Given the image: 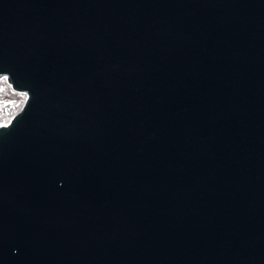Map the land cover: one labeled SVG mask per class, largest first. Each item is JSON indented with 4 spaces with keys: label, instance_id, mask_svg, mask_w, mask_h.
I'll use <instances>...</instances> for the list:
<instances>
[{
    "label": "water",
    "instance_id": "95a60500",
    "mask_svg": "<svg viewBox=\"0 0 264 264\" xmlns=\"http://www.w3.org/2000/svg\"><path fill=\"white\" fill-rule=\"evenodd\" d=\"M0 264H264V0H0Z\"/></svg>",
    "mask_w": 264,
    "mask_h": 264
},
{
    "label": "rangeland",
    "instance_id": "374dc122",
    "mask_svg": "<svg viewBox=\"0 0 264 264\" xmlns=\"http://www.w3.org/2000/svg\"><path fill=\"white\" fill-rule=\"evenodd\" d=\"M25 99L26 95L24 93L14 91L7 79L2 78V80H0V105L2 107L3 105L4 107H7V104L17 105L16 110L13 113L11 109L7 110V113L10 114L8 117H5L4 115H2V118L0 117V125L9 122L10 118L22 107Z\"/></svg>",
    "mask_w": 264,
    "mask_h": 264
},
{
    "label": "trees",
    "instance_id": "16d2710c",
    "mask_svg": "<svg viewBox=\"0 0 264 264\" xmlns=\"http://www.w3.org/2000/svg\"><path fill=\"white\" fill-rule=\"evenodd\" d=\"M7 107H3L0 105V117L2 118V115H4L5 117H8L10 114L7 113L9 109H11L12 113L16 110V106L17 105H11V104H7ZM9 107V108H8ZM7 108V109H6Z\"/></svg>",
    "mask_w": 264,
    "mask_h": 264
},
{
    "label": "snow or ice",
    "instance_id": "6c2138e0",
    "mask_svg": "<svg viewBox=\"0 0 264 264\" xmlns=\"http://www.w3.org/2000/svg\"><path fill=\"white\" fill-rule=\"evenodd\" d=\"M4 79H7V77L5 76Z\"/></svg>",
    "mask_w": 264,
    "mask_h": 264
},
{
    "label": "bare ground",
    "instance_id": "6f19581e",
    "mask_svg": "<svg viewBox=\"0 0 264 264\" xmlns=\"http://www.w3.org/2000/svg\"><path fill=\"white\" fill-rule=\"evenodd\" d=\"M2 80V79H1Z\"/></svg>",
    "mask_w": 264,
    "mask_h": 264
}]
</instances>
